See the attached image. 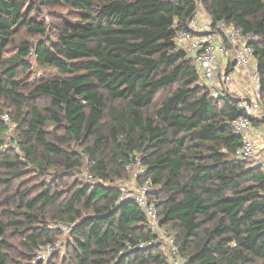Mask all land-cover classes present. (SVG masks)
<instances>
[{"label":"trees","instance_id":"16d2710c","mask_svg":"<svg viewBox=\"0 0 264 264\" xmlns=\"http://www.w3.org/2000/svg\"><path fill=\"white\" fill-rule=\"evenodd\" d=\"M35 1L0 0V99L16 111L28 164L50 181L6 199L24 219L0 221V264H12L9 228L21 235L30 264L41 245L53 243L37 225L50 210L71 228L72 264H169L157 247H137L153 238L146 216L134 201L122 202L114 185L136 156L145 167L141 184L153 183L161 225L175 232L187 264H264V171L235 157L241 140L232 121L243 114L241 101L232 94L216 100L176 42L195 2L47 0L73 18L62 20L52 40ZM203 2L215 22L255 36L264 100V0ZM22 33L42 40L23 41L6 57ZM31 56L53 76L20 86ZM6 130L0 127V188L10 193L25 170L19 156L2 151ZM85 157L97 184L69 187Z\"/></svg>","mask_w":264,"mask_h":264},{"label":"built area","instance_id":"2783aa9c","mask_svg":"<svg viewBox=\"0 0 264 264\" xmlns=\"http://www.w3.org/2000/svg\"><path fill=\"white\" fill-rule=\"evenodd\" d=\"M191 1L195 2L196 11L187 25V30L178 33L176 42L194 61L202 83L210 89L213 97L218 101L225 95L232 94L238 80L236 74L244 73L250 86L241 93L236 92L240 93L239 109L243 114L232 121L234 134L241 140V146L237 149L235 157L244 163H252L254 167L264 171V129L253 125L254 120L264 121L261 77L257 69L255 52L250 46L256 38L251 34H243L232 23L215 22L205 9L203 0ZM224 66L225 69L219 73ZM5 118L9 120V115L6 114ZM142 165L141 159L137 158L128 165L127 170H143L145 174V167L143 168ZM88 179L91 184H97V180L90 173ZM152 191L153 183L150 180L135 189L122 188L120 200L122 202L132 200L142 209L146 216L147 227L153 235L151 240L141 241L137 247L141 249L157 247L169 264H187L175 237L166 232L161 225L157 206L150 198ZM43 248L48 255L54 250L52 244H46ZM45 258L47 257L43 259ZM39 261H41L40 257L34 262L37 264Z\"/></svg>","mask_w":264,"mask_h":264},{"label":"rangeland","instance_id":"374dc122","mask_svg":"<svg viewBox=\"0 0 264 264\" xmlns=\"http://www.w3.org/2000/svg\"><path fill=\"white\" fill-rule=\"evenodd\" d=\"M47 0H38L35 1L37 5V9L43 13L42 17L39 19L41 21H45L48 27V34L47 38L49 39H56L57 36V29L60 28L62 25V20L64 19H72L71 15L67 8L61 6H45L44 3ZM45 39V38H44ZM41 39V37H31L26 33H22L17 37V43L13 47L10 48L9 53L6 57H11L18 51V47L20 43L23 41H29L32 45H36ZM30 62L32 64V70L29 73H24L20 76L19 80L21 81L20 86H23L26 83H30L33 85H37L41 83L43 80H47L53 76V71L51 70H44L37 67L35 63L34 56L30 57ZM225 63H227L225 61ZM224 68H221L219 73H221ZM230 70V68H228ZM244 74V73H243ZM243 74H236L238 78L237 83L239 82L240 90L241 89H248L250 83L245 78ZM237 90V89H236ZM235 89H233L232 94L238 97ZM26 95H29V91H24ZM47 104L45 99H39L38 105L43 107ZM9 114V120L5 118V115ZM17 117L16 111L9 107V103L0 99V127L7 128L6 134L4 135L5 138V145L2 148V151L5 154L8 153H15V155L19 156L23 162V169L25 172L18 178L14 180V187L10 193H7L5 188H0V221L5 224H8L10 220H23V216H15L13 215L14 212L19 213L20 211L17 210L15 207L10 206L9 203L11 201H6L7 198L11 197L16 192H23L25 189L30 188L36 189L40 187V185L44 181H50V176H43L38 173L31 165L28 164L27 159L25 158L24 154L19 148V140H20V133L18 131L17 125L15 123V118ZM50 132L54 131V127L49 128ZM86 146L78 145L76 147L73 146V149L80 155H85L84 149ZM14 151V152H13ZM140 159V156H136ZM90 158L85 157L83 160V166L80 170H77L72 173L71 178H68L67 183L70 187L74 182L79 183H90L88 179L89 169H90ZM248 167H254L252 163L247 164ZM144 168V165H142ZM127 177L124 180H116L114 185L124 188V189H135L137 186L141 185V181L143 180L144 173L135 169L134 171L127 170ZM53 170L50 171L49 175H53ZM6 177V176H5ZM12 214H9V212ZM54 211L50 210L46 216V220L37 224L38 227L48 229L50 231V236L53 239L52 246L54 250L51 255L47 254V251L43 248L45 245H41V249L39 248L35 253V259L38 257L41 258L37 264H72V248L69 247L70 243H72V239L70 237V227L64 225H58L53 219ZM166 232L171 234L172 236H176L175 232L171 231L170 228H164ZM21 235L16 234L13 228H9L8 232V242L10 244V248L7 250V253L12 261V264H30L26 262L24 258L25 248L21 244ZM44 257H47L43 259ZM43 259V260H42ZM35 261V260H34ZM31 264H36L32 262Z\"/></svg>","mask_w":264,"mask_h":264},{"label":"crops","instance_id":"0c3cea01","mask_svg":"<svg viewBox=\"0 0 264 264\" xmlns=\"http://www.w3.org/2000/svg\"><path fill=\"white\" fill-rule=\"evenodd\" d=\"M239 74H243V72H239ZM244 75V74H243ZM234 89L237 91V92H241L242 90H244V89H241L240 90V85H239V82L238 83H236V85L234 86ZM238 97L240 98V95L238 94ZM258 128H261V129H264V124L262 125H259L258 126Z\"/></svg>","mask_w":264,"mask_h":264}]
</instances>
